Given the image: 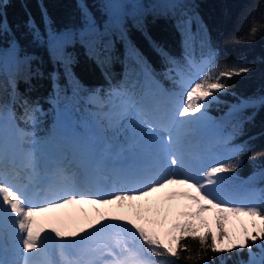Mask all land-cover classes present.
<instances>
[{
	"label": "trees",
	"instance_id": "1",
	"mask_svg": "<svg viewBox=\"0 0 264 264\" xmlns=\"http://www.w3.org/2000/svg\"><path fill=\"white\" fill-rule=\"evenodd\" d=\"M0 2L10 27L0 40V118L6 116L35 139H51L59 113H67L78 132L96 128L110 141L113 132L101 117L108 106H99L92 95L106 98L121 89L135 104L146 99L162 111L171 91L183 94L169 72L174 63L184 69L186 81L196 69L189 62L200 65L213 58L205 68L213 75L225 66L246 67L207 107L208 123L200 127L206 132L198 141L209 142L213 153L229 150L223 163L240 160L235 172L222 174L228 179L221 191L244 185L248 190L240 197L256 195L255 205L264 206V0ZM10 41L18 42L15 51ZM129 131L121 129L115 139L132 143ZM61 141L60 154L79 147L75 140ZM236 146L244 150L237 153ZM182 243L192 251H181L179 260L147 255L165 264H244L249 259L247 248L204 255L198 241Z\"/></svg>",
	"mask_w": 264,
	"mask_h": 264
},
{
	"label": "snow or ice",
	"instance_id": "2",
	"mask_svg": "<svg viewBox=\"0 0 264 264\" xmlns=\"http://www.w3.org/2000/svg\"><path fill=\"white\" fill-rule=\"evenodd\" d=\"M3 7L4 3L0 2V10ZM32 23L34 21H30ZM9 31L6 19L0 14V40ZM252 31L255 32L256 28L253 27ZM17 43L10 41L13 51ZM212 63L213 58L201 61L200 65L189 62V67L197 69L199 78L187 81L184 69L178 63L169 69L177 77L176 83L183 92V98L168 125L146 118L131 99L121 109L120 121L104 114L107 129L122 127V121L131 119L132 144L149 157L137 176V187L107 194L79 190L76 186L77 173L62 165L42 170L31 148L23 150L24 163L17 164L14 156L10 158L0 138V237L11 239L14 247L19 241L26 254L24 264H36L35 258L45 252L49 242L55 243L59 249L62 264H165V261L150 259L147 254L179 260L181 251H192L182 243L186 239L198 241L204 255L208 250L220 254L247 248L252 256L251 246L264 250V206L231 203L221 195L222 185L228 179L222 174L237 170L240 166L238 157L235 162H220L208 167L203 170L202 177L199 173L181 171L188 164L180 149L181 136L177 129L204 119L207 107L217 100L216 94L228 89L227 80L248 71L246 67L225 66L224 70L213 75L205 72V68ZM122 96L128 97L129 94L116 89L110 99L119 100ZM3 107L7 109L6 105ZM31 118L28 116V119ZM164 132H167L166 139ZM28 135L21 131L22 137ZM243 150V146H236L237 153ZM107 167L105 158L101 156L91 164L83 182L90 183ZM10 174L12 180L27 182L13 184ZM41 183L46 184V189H40ZM168 189L173 190L166 191ZM41 193L46 198L32 202V197ZM158 193H164L163 200L149 201ZM178 200L190 203L176 205L180 210L165 230L164 225L173 211L171 202ZM125 202L134 209L133 212H101L100 208H96V217L88 218L75 227L64 217L47 215L81 204L122 206ZM165 203L168 207H164ZM206 213H211V217ZM37 217H43V221L38 223ZM44 224H48L49 228H45ZM257 241L261 243L257 244ZM201 251L196 253L197 261L202 259ZM3 264L17 262L5 260Z\"/></svg>",
	"mask_w": 264,
	"mask_h": 264
},
{
	"label": "rangeland",
	"instance_id": "3",
	"mask_svg": "<svg viewBox=\"0 0 264 264\" xmlns=\"http://www.w3.org/2000/svg\"><path fill=\"white\" fill-rule=\"evenodd\" d=\"M196 78H198L196 76ZM191 80H194L192 78ZM171 99L175 102L166 103V110H162L161 113H150L146 111L144 108L142 111L144 116L150 120H156L161 122L164 125H168L171 118L174 116V111H176L177 106L182 102L183 94L180 95L177 91L172 92L170 94ZM95 98V103H97L102 108L108 106V109L105 111H101V117L103 120L107 122L105 119V113H107L111 118L120 121V112L121 109L125 106V103L128 99H119L114 100L110 99L111 95H108L106 98L104 96L93 95ZM169 106H168V105ZM139 103L136 104L138 107ZM170 112L172 115L170 117ZM199 114H197L198 116ZM6 117V116H4ZM183 119V118H181ZM62 121L71 122V118L68 114L59 113L57 117L56 124L58 125ZM122 127H117L113 129H107L113 132V136L108 138L102 137L101 133L96 128H87L86 131L82 134L77 133V131L70 132V140H78L81 143V146L75 150L68 148L66 154H60V150L63 149L62 141L56 139L53 135L51 139L48 141L35 139L32 133H29L27 137H22L21 132L15 127L12 120L9 118H0V130L2 131L3 144L7 149L10 157H15L17 159V164L24 163V155L23 150L27 148H31L37 155L40 167L42 170H45L47 165L51 163L55 167L58 165H62L66 167L70 172L77 173L76 177V186L79 190H91V191H99L107 194L108 192L113 191H121L127 190L130 188H134L139 186L136 184L137 176L139 175L140 169L149 161L147 158L140 155V153H144L141 148H137L133 146L132 143H128L122 145L118 139H115V136L119 134L121 129L129 128L131 124V119L124 120L121 122ZM208 123L207 117L205 114L204 119L199 120L195 123L184 124L181 125L177 131L181 136V144L180 149L183 151L184 155L187 157L186 162L188 167L182 169L181 171H195L192 174H200L202 177L203 170H206L210 165L214 163H218L220 161H224L227 157L229 150L223 149L219 153L210 152L209 148H203L200 145L201 142L198 141L197 133L199 128ZM206 130V129H205ZM104 131V129L102 130ZM100 131V132H102ZM164 138H167V132L163 133ZM128 137H131V131L128 133ZM204 143L208 144L209 142L204 141ZM205 146V145H203ZM69 147V146H68ZM120 154V155H119ZM104 157L107 162V170L103 172L102 175L94 176L90 183L85 184L83 181L85 177L88 175L90 166L100 157ZM128 160L129 164L127 167L119 164L120 160ZM190 165V166H189ZM189 171V172H190ZM13 184L26 183L27 181L20 180H11ZM46 184L41 183L40 189H46ZM92 187V188H91ZM40 189H37L39 191ZM173 189H168L166 191H171ZM234 190V191H233ZM244 185L237 187L236 189H228L225 192L221 191V195L227 201L236 204H254V196L250 198L248 196L240 197L247 191ZM233 191V192H232ZM59 193H57L58 195ZM36 200L32 199V202H39L40 200L45 199V195L41 193L39 196H34ZM164 193H158L155 197H150L149 201H155L157 198L163 200ZM143 203V202H137ZM190 203L189 201L178 200L172 201L171 205L173 206V211L168 217V222L164 225V229L171 225V222L176 219V213L180 210L176 207L177 204H186ZM164 207H168V203L164 204ZM96 208H100L101 212L112 211V212H133L134 209L129 207L128 202H125L124 205L112 204L109 206H99V205H89V204H81L72 206L69 209L60 210L54 214L47 215H58L66 218L69 223L73 227L77 226L80 223H84L88 218H94L97 216L95 211ZM207 214V213H206ZM205 214V215H206ZM14 216V214H11ZM38 223L43 221V217H37ZM45 228H49L48 224L43 225ZM231 228V225H229ZM227 244V241H225ZM257 244H260L257 241ZM55 245L53 242H49L46 246L45 252L38 256L40 258V262L42 264H48L49 261V253L51 252V246ZM57 247V246H56ZM258 250H254L251 248L252 256L249 255V259L244 264H250L251 261H254L255 264H264V250L260 247H257ZM57 252L59 253V249L57 248ZM60 255V254H59ZM25 254L21 255L18 263H23ZM61 258V257H60ZM62 264V260L60 262Z\"/></svg>",
	"mask_w": 264,
	"mask_h": 264
},
{
	"label": "bare ground",
	"instance_id": "4",
	"mask_svg": "<svg viewBox=\"0 0 264 264\" xmlns=\"http://www.w3.org/2000/svg\"><path fill=\"white\" fill-rule=\"evenodd\" d=\"M140 155L147 158V160H149V157L146 156L145 153H140ZM185 159H187L186 156H185ZM15 160L17 161V159H15ZM190 172H193V171H190ZM193 173H195V171ZM9 179L12 180L11 174L9 176ZM32 199H34V201L36 200V198L34 196L32 197ZM206 216L211 217V213H207ZM241 219L247 220L248 218L242 217ZM6 247L8 249L7 251H5ZM23 254H25V253L22 251V247L19 246V241L15 242V247H14L13 241L11 239H9L8 237H0V258H1L0 264H3V262L5 260H7L9 262L15 261V262H17V264H19L18 263L19 258ZM35 259H36V264H42L40 262V258L36 257ZM20 264H24V261H23V263H20ZM48 264H51L50 261L48 262Z\"/></svg>",
	"mask_w": 264,
	"mask_h": 264
}]
</instances>
